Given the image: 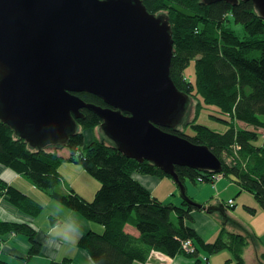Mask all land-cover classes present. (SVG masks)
Instances as JSON below:
<instances>
[{"label":"trees","instance_id":"trees-1","mask_svg":"<svg viewBox=\"0 0 264 264\" xmlns=\"http://www.w3.org/2000/svg\"><path fill=\"white\" fill-rule=\"evenodd\" d=\"M142 1L150 13L169 8L167 16L173 40L170 76L179 90L197 102L193 120L182 124L191 133L178 127L176 132L206 145L222 162L220 175L230 177L251 192L264 210V141L254 131V127L264 129V18L250 0H238L235 4L224 0L210 4L201 0ZM232 20L243 24V36L229 27ZM191 62L193 81L184 75ZM76 94L88 103L104 106L96 95L85 91ZM204 109L207 117L222 124V130L197 122ZM81 111L83 117L76 121L83 129L101 122L91 110ZM237 120L250 126L238 128L234 123ZM82 144L81 132L71 135L65 144L69 156L63 158L56 149H47L51 145L42 149L30 147L0 121V164L21 173L37 189L87 220L102 225L100 232L88 230L77 242L94 264L146 262L151 251L174 257L183 251L182 241L186 239L195 247L194 240L200 242L208 253L228 248L237 264H244L242 250L247 238L257 241L258 236L251 232L250 236L226 233L222 227L213 242L202 241L189 224L193 220L191 212L197 207L184 200L180 206L162 203L133 176L135 172L171 178L169 175L146 160L127 157L111 142L105 144L94 139L77 153ZM225 156L231 159L230 163L225 162ZM64 160L79 163L99 182L91 200L72 188L67 192L60 190L64 177L58 166ZM175 172L183 183L198 179L213 182L218 176L187 166H175ZM0 196L25 213L36 215L41 211L40 203L1 179ZM247 209L255 211L252 207ZM8 232L27 237L30 247L26 259L40 253L35 231L28 224L0 220V235Z\"/></svg>","mask_w":264,"mask_h":264},{"label":"water","instance_id":"water-1","mask_svg":"<svg viewBox=\"0 0 264 264\" xmlns=\"http://www.w3.org/2000/svg\"><path fill=\"white\" fill-rule=\"evenodd\" d=\"M250 1L264 18V0ZM172 55L168 17L150 13L142 0H0V121L42 149L66 143L81 110H91L120 152L155 165L188 204L218 212L224 225L250 236L223 204L192 200L175 172L187 166L216 174L222 162L176 132L190 96L170 76ZM83 91L104 106L76 94Z\"/></svg>","mask_w":264,"mask_h":264},{"label":"crops","instance_id":"crops-1","mask_svg":"<svg viewBox=\"0 0 264 264\" xmlns=\"http://www.w3.org/2000/svg\"><path fill=\"white\" fill-rule=\"evenodd\" d=\"M65 158H67V156ZM69 163L73 164L76 162ZM81 168L82 171H79L78 175L79 179L74 181L71 180L70 185H72L77 193L87 200H91L99 187V182L88 174L82 166ZM133 176L162 203L181 205L183 199L173 179L155 175H145L138 172H135ZM24 178L25 177L21 173L15 172L0 164V179L26 194L37 203H40L42 206L41 211L36 215L25 213L11 204L5 196H0V220L28 224L35 231V240L39 243L41 251L39 254L26 259L25 256L30 247L27 237L21 233L8 232L0 235V261L4 264H94L87 252L77 244L81 236L77 238L73 236L72 233L76 229L77 224L82 226L79 229L82 234L88 230L100 232L103 229L102 225L87 220L78 212L53 200V198L37 189L32 183L25 181ZM184 185L186 194L190 198L192 197L191 199H195L198 203L203 205L223 204L225 213L230 218L233 219V217H236L237 220L234 218V221L246 228L248 232L258 236L249 225L238 220L234 211H232V213L227 212V207L230 205L228 201L232 199L231 206L236 207L238 198L243 191H246L241 188L237 182L220 176L213 182H191L186 180L184 181ZM240 202H242V200ZM248 204L249 207L254 208L256 212L262 209L257 201L248 202ZM191 215L193 220L189 224L195 229L197 235L204 242H213L222 228V225L220 227L217 225V223L221 221L219 220V215L216 214L219 221H216L213 215H209L201 209L193 210ZM223 227L226 230L235 231L238 234L244 235L243 230L235 224L230 223V226L225 224ZM229 228H234V230ZM206 234H211V238H204ZM258 237L257 243L253 240H251L252 242L247 241L248 243L244 246L242 253L249 250V255H251L253 251L255 255V260L253 259L254 263L264 264L263 261H259L260 256L262 257L264 253V236L261 235ZM261 238H263V240ZM73 240H75L74 243L71 242ZM45 241H47V244ZM196 247L195 255H197V257L195 259L186 254V251H182L174 257H169L158 251H151L146 262L136 261L133 264H202L201 262L204 261H206L204 264H208L209 257L216 253H220V251H218L219 253H207L205 249L204 251L198 245H196ZM223 250L221 251L223 252ZM227 254H229V256H226V262L232 260V253L230 250Z\"/></svg>","mask_w":264,"mask_h":264},{"label":"rangeland","instance_id":"rangeland-1","mask_svg":"<svg viewBox=\"0 0 264 264\" xmlns=\"http://www.w3.org/2000/svg\"><path fill=\"white\" fill-rule=\"evenodd\" d=\"M169 13V8H163V9H160L159 11L155 12L154 14H164L165 16H167V14ZM168 17V16H167ZM229 27H231L236 33L238 36H243L244 34V26L242 23H237V22H234L233 20L229 23ZM184 75L191 81L194 80V70H193V62L190 63V65L184 70ZM196 100L193 98V97H190V101L188 102L187 104V110L185 111L183 117H182V120H181V124L178 126V129L180 131H184L186 133H191L190 130H186L184 129V125H182L183 123H187L189 124L193 118H194V115H195V112H196ZM206 112L207 110L204 109V111H202L198 118H197V122L198 123H201V124H205L215 130H222L223 129V126L222 124L214 119V118H211V117H207L206 115ZM236 124V126L238 128H241V127H246V126H250V125H247L245 123V121L243 120H237L234 122ZM264 129H261V128H257V127H254V131L256 133H258V137H260L262 131ZM77 132H81L83 137H84V144L82 145H79L78 148H77V153H80L84 150V145L94 139L96 140H99L105 144H108L110 143L111 141L103 134V131H101V128H100V124L98 125H95L91 128H82L81 125H78L77 127ZM76 132V133H77ZM258 141H260V138H258ZM66 143L64 144H59V145H51L52 147H48L47 149H56V151L58 150V154L60 156H62L63 158H65L66 156L68 157L69 156V150L68 148L65 146ZM234 153V152H233ZM224 160L225 162H228L230 163L231 162V159L227 156L224 157ZM67 160H64L62 162V164L59 166V171L60 173L63 175L64 177V183L63 185H61L60 187V190L63 191V192H67L71 187L72 185H70V181L71 180H78L79 179V171H82V168H81V165L79 163H69V162H72V161H68L66 162ZM84 171V170H83ZM83 173H86V172H83ZM221 174V172H219V175ZM228 180H231L230 177H226ZM25 181H29L28 179L24 178ZM30 182V181H29ZM31 183V182H30ZM73 188V187H72ZM74 189V188H73ZM76 191V190H75ZM77 192V191H76ZM93 198V197H92ZM181 198L183 199V197L181 196ZM192 198V197H191ZM55 200V199H53ZM193 200V199H192ZM242 200V202H240ZM56 201V200H55ZM195 202H197L195 199H194ZM252 201H256V199L254 198L253 194L249 191H243L241 196L238 198L237 200V205L236 207L234 206H231L232 203L230 205H228L227 207V212L229 213H232V211L235 212V215L238 217V220L240 222H244L246 225H249L250 228L253 229V231L258 235V236H264V210L261 209V210H258V212L254 211L253 213H251L247 207H249V204L248 202H252ZM247 206V207H245ZM66 207V206H65ZM261 211V212H260ZM219 215V218H217V215ZM215 213H207L209 215H213L214 219L216 221H219L217 223L218 227H220L222 225V227L224 226V223L221 218V215L218 213V212H215ZM172 217V220L175 221L176 220V216H174V214L171 216ZM236 218V217H233V219ZM219 219V220H218ZM237 220V218L235 219ZM227 226H230V223H226ZM226 227V226H225ZM231 230H234V228H229ZM226 230V229H225ZM262 230V231H261ZM228 232H231V233H236L235 231H230V230H226V233ZM204 238L208 239V238H211V234H206L204 235ZM212 241V240H211ZM247 241H251L250 239L247 238ZM194 242L196 243V245H198L200 248H202L203 250L205 249L201 244L200 242L194 240ZM252 242V241H251ZM248 243V242H247ZM257 243V241H256ZM262 247V246H261ZM264 248V246H263ZM206 250V249H205ZM204 250V251H205ZM264 250V249H263ZM262 250V251H263ZM185 252V250H183ZM206 252L208 253V251L206 250ZM261 252V251H260ZM264 252V251H263ZM186 254H188L189 256L193 257L194 259L197 257V255L191 253V251L189 250L188 252L186 251L185 252ZM219 253V252H218ZM229 249L226 248L225 250L220 251L219 254H214L212 255L211 257H209L208 259V264H224L226 261H225V258L226 256H229ZM243 254V262L244 264H257V263H254L253 259L255 260V255H254V252L252 251L251 252V255H249V250H247L245 253H242ZM231 256V254H230ZM225 261V262H224ZM259 261H263L264 262V257H263V254H262V257L260 256V260ZM206 263V261H204ZM204 262H201L202 264H204ZM71 264H74V263H71ZM225 264H237V262L232 258V260L226 262ZM259 264V263H258Z\"/></svg>","mask_w":264,"mask_h":264},{"label":"built area","instance_id":"built-area-1","mask_svg":"<svg viewBox=\"0 0 264 264\" xmlns=\"http://www.w3.org/2000/svg\"><path fill=\"white\" fill-rule=\"evenodd\" d=\"M260 136H261L262 140L264 141V130L262 131ZM216 174H218L217 178L221 176V175H219V173H216ZM198 181H199V179H198ZM228 203L231 204L232 199H230L228 201ZM182 249L187 251V252L190 250L191 253H193L195 251L194 245L190 239H186L182 242Z\"/></svg>","mask_w":264,"mask_h":264},{"label":"clouds","instance_id":"clouds-1","mask_svg":"<svg viewBox=\"0 0 264 264\" xmlns=\"http://www.w3.org/2000/svg\"><path fill=\"white\" fill-rule=\"evenodd\" d=\"M81 227H82L81 225H78V224H77V227H76V229L74 230V232L72 233V235L75 236V237H77V238H78V236H81V235H82V232L79 230ZM71 242L74 243L75 240H73V241H71ZM45 243L47 244V241H45Z\"/></svg>","mask_w":264,"mask_h":264},{"label":"bare ground","instance_id":"bare-ground-1","mask_svg":"<svg viewBox=\"0 0 264 264\" xmlns=\"http://www.w3.org/2000/svg\"><path fill=\"white\" fill-rule=\"evenodd\" d=\"M77 123H78V122H77ZM99 124H100V123H99ZM78 125H79V124H78ZM101 131H102V130H101ZM183 241H184V240H183ZM183 241H182V242H183Z\"/></svg>","mask_w":264,"mask_h":264},{"label":"flooded vegetation","instance_id":"flooded-vegetation-1","mask_svg":"<svg viewBox=\"0 0 264 264\" xmlns=\"http://www.w3.org/2000/svg\"><path fill=\"white\" fill-rule=\"evenodd\" d=\"M162 15H164V14H162ZM165 16V15H164Z\"/></svg>","mask_w":264,"mask_h":264}]
</instances>
